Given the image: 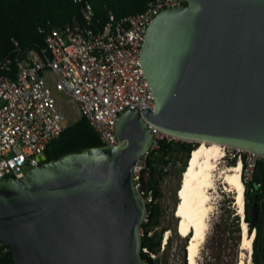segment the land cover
I'll return each instance as SVG.
<instances>
[{
	"label": "water",
	"instance_id": "1",
	"mask_svg": "<svg viewBox=\"0 0 264 264\" xmlns=\"http://www.w3.org/2000/svg\"><path fill=\"white\" fill-rule=\"evenodd\" d=\"M185 2L148 27L141 61L155 109L121 112L119 144L44 155L0 181V241L15 264H142L147 205L134 169L155 130L264 156V0ZM260 208L256 195L254 225Z\"/></svg>",
	"mask_w": 264,
	"mask_h": 264
},
{
	"label": "built area",
	"instance_id": "2",
	"mask_svg": "<svg viewBox=\"0 0 264 264\" xmlns=\"http://www.w3.org/2000/svg\"><path fill=\"white\" fill-rule=\"evenodd\" d=\"M184 4L185 0H152L139 14L120 19L111 15L101 28L90 27L93 15L87 6V26L76 21L54 29L39 50L0 54V181L21 178L41 166L48 145L66 128L65 101H59L48 86L43 74L46 71L56 76L57 91L78 105L79 118L88 119L103 145L119 144L117 122L121 112L155 109V96L141 61L148 27L164 10ZM154 139L151 151L134 169L139 191L149 154L159 149L163 140H178L158 130ZM228 150L234 151L238 163H242V181H252L256 164L264 163V156ZM164 171L168 172V167ZM159 199L150 191L144 201L146 205L158 204ZM148 217L147 213L142 224L148 223ZM167 242L164 238L163 250ZM8 247L0 241L4 253L9 252ZM142 251L149 254L148 248Z\"/></svg>",
	"mask_w": 264,
	"mask_h": 264
},
{
	"label": "trees",
	"instance_id": "3",
	"mask_svg": "<svg viewBox=\"0 0 264 264\" xmlns=\"http://www.w3.org/2000/svg\"><path fill=\"white\" fill-rule=\"evenodd\" d=\"M150 1L152 0H0V54L39 50L44 48L45 39L52 30L62 29L76 21L87 26L84 20L87 6H90L93 15L90 27L101 28L110 21L111 15L115 19H120L139 14L145 10ZM101 146L103 143L98 133L86 117H81L75 123L67 126L61 136L48 145L44 154L46 162H50L69 153H78L87 148ZM198 146L199 143L183 140L161 141L160 148L149 154L147 169L143 170L140 175V192L143 197L146 198L150 191H153L156 198L162 197L160 183L166 175L164 169L174 159L178 160L179 155H183L182 173H184L192 152ZM238 160V155H234L230 159L228 167L236 166ZM243 183L245 186L244 220L250 235L256 231L252 264H264V163L262 161L257 162L252 181L246 183L243 178ZM180 186L179 183L177 193ZM256 195L259 197L261 208L258 221L254 225L249 212ZM178 203L179 199L177 200ZM147 213L149 221L141 226L144 231L141 248H148L149 254L142 251L141 258L143 262L148 264H160V260L150 257V254L160 251L162 232H166L168 229H162L160 233L154 232V229L160 225L163 215L158 204L148 203ZM235 219L239 234L237 247H241L240 236H242V231L239 225L241 217L236 215ZM188 243V238H185L182 264H188L186 252ZM8 250V253H4L3 249L0 248V264H15L11 248L8 247ZM222 257L223 255L220 254L219 258ZM237 263L236 261L235 264Z\"/></svg>",
	"mask_w": 264,
	"mask_h": 264
},
{
	"label": "rangeland",
	"instance_id": "4",
	"mask_svg": "<svg viewBox=\"0 0 264 264\" xmlns=\"http://www.w3.org/2000/svg\"><path fill=\"white\" fill-rule=\"evenodd\" d=\"M44 77L57 99L64 102L67 120L65 127L75 123L79 119L78 105L70 101L63 93L57 91V78L50 72L43 73ZM235 155V152L226 148V156L216 164L215 187L211 192V202L213 204V213L209 219V231L206 242L202 246L199 257V264H235L239 262L242 256L241 247H237L239 234L237 233L236 215H241L236 206L235 193L225 189L222 180V171L227 170L229 161ZM183 155H179L178 160L174 159L168 166V172L160 183L162 197L158 205L163 213L160 225L154 229V232L160 233L162 229L170 231L169 240L166 248L163 250V241L167 231L162 232L161 249L158 253H152L155 259L160 260V264H182L183 246L185 238L178 233L175 209L177 206V189L182 180ZM245 198V196H244ZM240 229L243 230V220L240 222ZM252 236V235H251ZM240 236V240H241ZM189 240V239H188ZM220 254L223 255L222 258ZM151 257V256H150ZM237 259V260H236ZM224 261V263H223ZM249 263V262H248ZM238 264V263H237ZM249 264H252L249 263Z\"/></svg>",
	"mask_w": 264,
	"mask_h": 264
},
{
	"label": "bare ground",
	"instance_id": "5",
	"mask_svg": "<svg viewBox=\"0 0 264 264\" xmlns=\"http://www.w3.org/2000/svg\"><path fill=\"white\" fill-rule=\"evenodd\" d=\"M226 156V148L217 143L202 142L192 152L187 169L184 171L181 186L178 190L179 203L176 206L178 217V233L189 239L186 249L188 264H199L202 246L206 242L209 231V219L213 213L211 192L215 187L216 163ZM217 165V166H216ZM222 180L227 191L235 193L238 212L243 216L245 205V186L242 181V163L228 167L222 171ZM245 214V213H244ZM247 224L243 223L241 250L242 256L238 264L252 262L253 242L256 232L248 237ZM170 231L165 239L169 240ZM249 262V263H248Z\"/></svg>",
	"mask_w": 264,
	"mask_h": 264
},
{
	"label": "clouds",
	"instance_id": "6",
	"mask_svg": "<svg viewBox=\"0 0 264 264\" xmlns=\"http://www.w3.org/2000/svg\"><path fill=\"white\" fill-rule=\"evenodd\" d=\"M237 164H238V162H237ZM245 195V194H244Z\"/></svg>",
	"mask_w": 264,
	"mask_h": 264
}]
</instances>
